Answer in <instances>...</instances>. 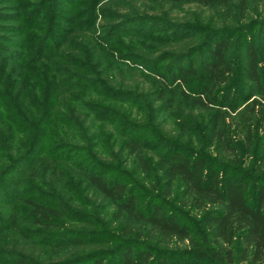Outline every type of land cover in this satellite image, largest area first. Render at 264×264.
Segmentation results:
<instances>
[{"label":"trees","instance_id":"obj_1","mask_svg":"<svg viewBox=\"0 0 264 264\" xmlns=\"http://www.w3.org/2000/svg\"><path fill=\"white\" fill-rule=\"evenodd\" d=\"M102 10L116 19L102 34L60 47L33 30L32 52H11L27 71L0 65V139L19 118L34 130L0 162L1 264H264V0ZM146 27L156 45L127 50L150 72L108 62L114 35ZM19 94L38 119L18 113ZM121 117L122 138L100 143V119Z\"/></svg>","mask_w":264,"mask_h":264},{"label":"rangeland","instance_id":"obj_2","mask_svg":"<svg viewBox=\"0 0 264 264\" xmlns=\"http://www.w3.org/2000/svg\"><path fill=\"white\" fill-rule=\"evenodd\" d=\"M108 0H97L94 4L92 0H0V34L4 36V38H0V65L10 64L11 68L14 70H24V73L27 71L26 68L21 65V63L11 64V59H14L13 53L17 52H32L33 43H34V31L44 32V29L51 28V40L54 43H58L60 47L66 45L67 40L72 36V32L75 30H86L89 28L90 30L95 31V35L102 34L104 26L108 22H115L116 19L107 14V12L103 11L102 8L106 4ZM92 9L94 12H92ZM93 13V14H92ZM21 14V17L18 20L17 15ZM34 15L33 26L35 29L28 28L26 22L28 19ZM23 20V21H22ZM91 20V21H90ZM89 21V24H88ZM77 23V24H76ZM25 29V33H20L18 28ZM17 28V29H16ZM34 30V31H33ZM22 32V31H21ZM37 34V33H36ZM163 33L155 31H149L148 27H146L141 35H125V34H116L114 35V39L108 43V46L113 50L110 52V57L107 56L108 62L112 65L121 64L122 67L125 68H135L139 72H150L146 66L140 64L138 60L130 59L128 56L129 45L133 44L136 48L137 52H150V49L153 45H156L157 38L156 36L162 35ZM132 41V42H131ZM26 44L27 49H23L22 44ZM51 47V42L48 46L46 52H48ZM45 49V48H44ZM43 49V51H44ZM10 51V53H9ZM13 52V53H11ZM201 57V55L199 56ZM52 58V57H51ZM50 59V56H44L43 60ZM27 66H35V63H32V59L28 58ZM168 76L171 75V72L166 73ZM193 81L191 82L190 87L192 88ZM21 94L18 95L20 97ZM104 102V99H101ZM16 105L19 106L18 113L22 115H37L34 119H38L39 111L33 105L30 104L28 96H25L24 99L20 97L19 99H15ZM108 102V101H105ZM124 107H129V105L123 104ZM135 109V108H134ZM123 112L128 111V109H122ZM121 111V110H120ZM3 111H0V117ZM106 117H111L110 114L106 113ZM123 116V115H122ZM3 119H1L2 121ZM102 130L99 132L101 138H99V142L104 144V135L107 136L111 134H115L116 137H119L116 131L122 130L125 127V120L121 117L119 118L118 123H111L106 119H100ZM26 124L22 121L21 118L18 119L16 123L17 129H13L8 137H1L0 139V162L4 159L5 154H10V148L12 149H20L23 144H26L29 139H31L34 130H31L25 133ZM57 125L52 123L50 125V129L53 131H57ZM118 127V128H117ZM7 134V133H4ZM148 134V133H147ZM122 138V137H119ZM108 141L109 138L107 139ZM146 141L150 144L148 145L150 153L161 150L157 149L154 138L147 135ZM17 175H13L8 177L7 184L14 187V183L16 184ZM18 179V178H17ZM16 181V182H14ZM13 183V184H12ZM12 190V189H11ZM35 193V191H33ZM20 193V192H19ZM14 194V190L10 192V195ZM31 194V195H33ZM34 196V195H33ZM140 198H142L140 196ZM144 201L143 199H140ZM7 206L5 207L2 203H0V213L6 211ZM42 232H36L38 238L42 237ZM8 261V258L6 259ZM0 260V264H1ZM5 262V261H4Z\"/></svg>","mask_w":264,"mask_h":264}]
</instances>
